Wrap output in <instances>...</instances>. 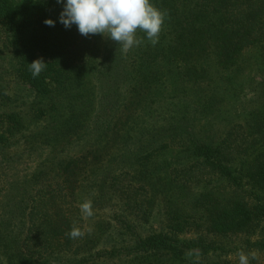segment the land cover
Returning a JSON list of instances; mask_svg holds the SVG:
<instances>
[{
	"label": "trees",
	"instance_id": "trees-1",
	"mask_svg": "<svg viewBox=\"0 0 264 264\" xmlns=\"http://www.w3.org/2000/svg\"><path fill=\"white\" fill-rule=\"evenodd\" d=\"M64 3L0 0V264H264V0H151L127 53Z\"/></svg>",
	"mask_w": 264,
	"mask_h": 264
},
{
	"label": "clouds",
	"instance_id": "clouds-1",
	"mask_svg": "<svg viewBox=\"0 0 264 264\" xmlns=\"http://www.w3.org/2000/svg\"><path fill=\"white\" fill-rule=\"evenodd\" d=\"M63 3V0H56ZM166 11H162L151 3V0H66L59 20L65 28H70L75 24L78 31L83 36L100 34L121 46V50L127 53L134 46L143 43L137 37L138 32L146 33L147 39L155 46L161 32L163 31ZM44 23L54 26L55 21L46 19ZM46 63L42 59H36L29 64L33 77L38 76L45 68ZM84 218L94 215L92 201L86 200L79 205ZM91 229H88V233ZM68 238L76 240L83 238L86 233L79 227L73 226L66 233ZM195 254L197 264L200 253L198 250L190 251L187 255ZM239 264H250L257 258V253L251 251L237 253Z\"/></svg>",
	"mask_w": 264,
	"mask_h": 264
},
{
	"label": "rangeland",
	"instance_id": "rangeland-1",
	"mask_svg": "<svg viewBox=\"0 0 264 264\" xmlns=\"http://www.w3.org/2000/svg\"><path fill=\"white\" fill-rule=\"evenodd\" d=\"M19 164H16V167L14 169H12L10 171V173L12 175L15 176V178H20L22 179L26 173H29V169L32 168L33 166H29V161L25 158H23L22 160H20L18 162ZM113 212H109V211H102V210H97L96 213H94V215L92 217H89L91 223H95V222H99L101 219L105 218L106 217V221H110V220H113ZM113 223H116V221H112ZM157 224L154 219H152L151 222L147 223V222H144L142 228L145 229V230H149L150 229V226L151 225H155ZM114 231V228L111 229V231ZM117 234V233H116ZM117 237H122L121 234H117L115 235ZM107 238H111L110 235H106L104 237L105 241H107L106 239ZM108 243V242H106ZM106 243H102V245H105ZM102 247V246H100Z\"/></svg>",
	"mask_w": 264,
	"mask_h": 264
}]
</instances>
